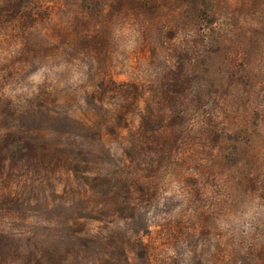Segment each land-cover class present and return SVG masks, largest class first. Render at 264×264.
<instances>
[{
  "label": "rangeland",
  "instance_id": "rangeland-1",
  "mask_svg": "<svg viewBox=\"0 0 264 264\" xmlns=\"http://www.w3.org/2000/svg\"><path fill=\"white\" fill-rule=\"evenodd\" d=\"M0 264H264V0H0Z\"/></svg>",
  "mask_w": 264,
  "mask_h": 264
}]
</instances>
